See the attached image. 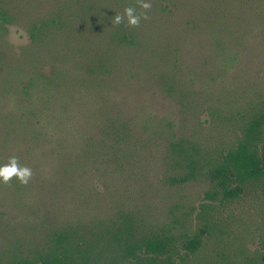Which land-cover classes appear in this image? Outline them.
I'll return each instance as SVG.
<instances>
[{
	"label": "rangeland",
	"instance_id": "374dc122",
	"mask_svg": "<svg viewBox=\"0 0 264 264\" xmlns=\"http://www.w3.org/2000/svg\"><path fill=\"white\" fill-rule=\"evenodd\" d=\"M144 2L130 27L111 21L140 0H0V167L32 173L0 180V261L123 211L190 237L208 226L185 264L257 261L264 187L210 199L203 175L180 181L171 143L205 169L264 107V0Z\"/></svg>",
	"mask_w": 264,
	"mask_h": 264
},
{
	"label": "trees",
	"instance_id": "16d2710c",
	"mask_svg": "<svg viewBox=\"0 0 264 264\" xmlns=\"http://www.w3.org/2000/svg\"><path fill=\"white\" fill-rule=\"evenodd\" d=\"M6 18L4 14L3 20ZM171 148L176 165L185 171L182 183L200 174L213 187L208 198L237 200L250 188L264 187V107L249 116L236 143L216 151L205 169L198 170L203 162L194 149L179 142H172ZM206 231H210L208 226ZM206 231L190 237L172 230H157L147 227L137 213L123 211L92 223L57 228L41 249L14 254L0 264H185L189 256L198 257L201 253ZM262 244L263 250L254 263L241 257L221 264H264V240Z\"/></svg>",
	"mask_w": 264,
	"mask_h": 264
},
{
	"label": "clouds",
	"instance_id": "9594fccd",
	"mask_svg": "<svg viewBox=\"0 0 264 264\" xmlns=\"http://www.w3.org/2000/svg\"><path fill=\"white\" fill-rule=\"evenodd\" d=\"M140 8L144 11L137 13V10L133 7H128L124 11V15L115 14L114 19L111 21L115 25H119L124 22L125 18L130 27L139 26L141 20H147L149 17L147 11L151 9V3L144 2L140 0ZM31 170L28 168H20L17 163V159L13 157L8 165L0 167V180L4 183H8L13 177L20 180L21 183L27 184L29 178L31 177Z\"/></svg>",
	"mask_w": 264,
	"mask_h": 264
}]
</instances>
